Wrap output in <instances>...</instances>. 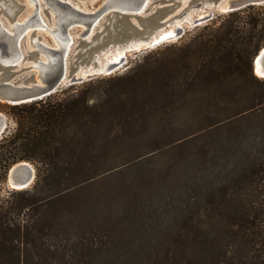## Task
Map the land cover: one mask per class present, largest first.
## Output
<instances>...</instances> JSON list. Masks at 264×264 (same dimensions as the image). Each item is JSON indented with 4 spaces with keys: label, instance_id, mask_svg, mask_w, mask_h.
I'll return each instance as SVG.
<instances>
[{
    "label": "trees",
    "instance_id": "1",
    "mask_svg": "<svg viewBox=\"0 0 264 264\" xmlns=\"http://www.w3.org/2000/svg\"><path fill=\"white\" fill-rule=\"evenodd\" d=\"M263 47L264 4L248 5L124 73L0 101L16 121L0 179L36 167L32 186L0 195V264H264ZM203 136L186 164L101 183Z\"/></svg>",
    "mask_w": 264,
    "mask_h": 264
},
{
    "label": "water",
    "instance_id": "2",
    "mask_svg": "<svg viewBox=\"0 0 264 264\" xmlns=\"http://www.w3.org/2000/svg\"><path fill=\"white\" fill-rule=\"evenodd\" d=\"M50 4L59 7L61 12L73 14L71 18L63 25V33L67 34L72 27L77 24L85 26L79 34L83 41L94 37L95 30L104 16H110V24L107 33L103 37L102 47L88 52L82 59L69 62L71 48L64 54L62 49H53L40 41L32 38V45L35 47L36 57L30 64L34 73L25 81H15L18 74L17 66L26 59V54L22 49V42L28 32L33 33L40 27H32L21 40L22 57L11 60L18 51L9 43L6 32L0 31V70H4L0 76V101L9 104H19L42 99L52 93L61 90L64 87L74 84H81L100 76H110L129 63L131 56H137L142 52H148L160 47L161 45L174 42L184 37L191 29L203 25L218 15L230 11L244 8L248 5L264 4V0H202L197 4L186 7L181 14L169 16V11L162 7L152 6V0H147L143 7L136 0L135 8L115 7L104 0L100 8L94 12L84 8L81 0H49ZM182 2V0H175ZM186 14V18H183ZM0 20H3L0 17ZM18 21V20H17ZM15 21H12V24ZM179 22L174 29V34L160 39V32ZM4 23V22H3ZM49 23V22H48ZM50 25V24H48ZM42 29H45L42 27ZM47 30V29H45ZM33 36V34H32ZM99 36L98 44L102 40ZM40 40V37H39ZM44 49H53L54 53L60 54L58 63L52 71H43L41 66L43 60L40 54ZM125 48V53L119 60H111L104 70H99L100 63L106 60L105 54L108 50L112 52L116 49ZM264 51L260 50L254 59V71L256 72L257 58ZM264 53V52H263ZM11 60V61H10ZM258 75V74H257ZM6 115L0 112V139L6 129ZM36 179V168L29 161H19L15 163L8 171L7 183L22 186V189L30 187ZM14 188V187H12ZM16 189V188H14Z\"/></svg>",
    "mask_w": 264,
    "mask_h": 264
},
{
    "label": "rangeland",
    "instance_id": "3",
    "mask_svg": "<svg viewBox=\"0 0 264 264\" xmlns=\"http://www.w3.org/2000/svg\"><path fill=\"white\" fill-rule=\"evenodd\" d=\"M42 1V16L43 19L50 24V27L55 26V20L56 16L55 13L48 8L46 4H44V0ZM202 0H182V2H175V0H152V6L162 7L169 11V16L181 14L184 10H186V7H189L191 5L197 4ZM84 8H86L90 12H94L100 8L104 0H81ZM34 4L29 2V0H0V17L3 20L6 27L11 28L12 21H25L32 18L34 15ZM110 16H104L102 20L99 22V24L96 27L95 30V36L92 38H89L87 41H83L80 39L79 34L84 30L85 26L77 24L76 26L72 27L71 34L76 38L75 43L72 46L69 62L71 66L72 61H76L78 59H82L88 52H93L94 50L98 49L99 47L104 46L103 44V35L107 33L109 24H110ZM32 27H40L37 31L34 33L32 31L28 32L25 39L22 42V49L26 54V59L21 62L17 66L18 74L15 77V81L22 82L25 81L30 75L34 73V70L30 68V64L34 61L36 57L35 47L32 45V38L39 39L41 42H46L49 45L57 46V42L53 38L52 34L49 32V30H45L46 28L42 25L34 26L32 25L29 30ZM45 28V29H42ZM194 30L191 29L184 37L174 41V42H168L160 47L166 46V45H172V44H179L180 42L186 40V36ZM33 34V36H32ZM102 37V40L98 44V38ZM149 52V51H148ZM147 52H142L137 56H131L130 61L128 64L123 66L121 69H119L116 73L112 74H119L124 73L128 71L131 67H134L137 63H140L144 57V55ZM165 53L167 57L172 58L174 57L175 50L174 49H167L165 50ZM41 58H45L44 54H40ZM4 70H0V76H2ZM111 76V75H110ZM104 77V76H101ZM6 103V102H4ZM9 104V103H8ZM0 112L4 113L6 115V129L3 134L6 135L7 133H10L13 131V129L16 126V121L13 118V116L9 113V109L4 106L0 105ZM183 114V113H182ZM179 120L177 121L178 127H176L177 131H174L172 138L178 139L186 135V112L183 114L184 118H181V114H179ZM170 139V138H169ZM206 139V136L194 138L191 139V141H181L177 143L176 145H173L171 147H168L164 151L160 152L159 154L148 157L142 161L134 162L131 164L130 167H125V170L121 171L120 173L116 174L115 176H111L107 178L106 180H102L101 183H109L112 180H117L121 176H131L133 173L137 172V170H144V169H166L171 164H186L184 161V157L190 156V155H197L199 153V146L202 144V142ZM123 161V160H122ZM30 162V161H29ZM127 162V161H126ZM32 163V162H30ZM32 165L35 167L34 163ZM36 168V167H35ZM7 177L5 179H0V195H9L13 190H16L12 187H10L7 183ZM35 182V181H34ZM32 186V185H31Z\"/></svg>",
    "mask_w": 264,
    "mask_h": 264
},
{
    "label": "bare ground",
    "instance_id": "4",
    "mask_svg": "<svg viewBox=\"0 0 264 264\" xmlns=\"http://www.w3.org/2000/svg\"><path fill=\"white\" fill-rule=\"evenodd\" d=\"M29 2H31L35 6V8H34L35 12H34V15L32 16L31 19L25 20V21H19V20L15 21L12 24L11 28L6 27L5 24L0 20V31L7 33L6 36H7L9 43H11V45H13V47H15L16 51H18L16 56H13V58H11V60L16 61L17 59H19V57H22V52H21V48H20L21 40H22L23 36L25 35V33H27L29 31V28L32 25L44 26L47 30H49V32L52 34L53 38L57 42V46L49 45L44 41L42 42L43 44L50 46V48H53V49H62L64 47V54H67L69 48H71V46H70L71 43L74 41V36L71 34L70 31H68L67 34H64L63 33V25L69 19L75 18V16L73 14L61 12L59 7L55 6L54 4H50L49 0H44V4H46L48 6V8H50L55 13V16H56L55 26L52 28L43 19L42 1L41 0H29ZM146 2H147V0L141 1L139 7L140 8L143 7ZM108 3L115 6V7H121V8H135L136 4H138L136 0H108ZM183 18H186V14ZM177 25H179V22H176L174 25L170 26L169 28L162 30L160 32V39L166 38V37L174 34V32H175L174 28ZM34 40L40 41L39 39H35V38H34ZM53 49L47 50V49L43 48V51H44L43 54H44L45 58L42 59L44 65H42L41 68L45 72L52 71L58 63V59L60 57V54L54 53L52 51ZM125 50H126L125 48H123V49L116 48L113 52L111 50H108L105 54L106 60L104 62H101V60H99V63H100L99 70H104L111 60H119L121 55H123L125 53ZM263 52L264 51H262L261 55L258 56V58H257L256 72H257L258 76L264 78V53ZM5 126H6V124H5ZM12 187H14L16 189H22V186H20V185L12 184Z\"/></svg>",
    "mask_w": 264,
    "mask_h": 264
}]
</instances>
